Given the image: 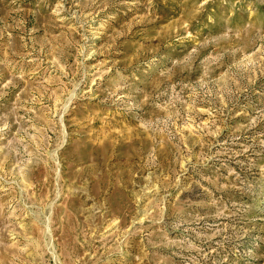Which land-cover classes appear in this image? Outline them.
<instances>
[{
	"label": "rangeland",
	"instance_id": "1",
	"mask_svg": "<svg viewBox=\"0 0 264 264\" xmlns=\"http://www.w3.org/2000/svg\"><path fill=\"white\" fill-rule=\"evenodd\" d=\"M0 264H264V0H0Z\"/></svg>",
	"mask_w": 264,
	"mask_h": 264
}]
</instances>
